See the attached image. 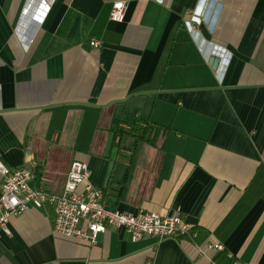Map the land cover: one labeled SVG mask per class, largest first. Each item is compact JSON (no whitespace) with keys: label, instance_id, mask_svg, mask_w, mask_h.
Instances as JSON below:
<instances>
[{"label":"crops","instance_id":"obj_1","mask_svg":"<svg viewBox=\"0 0 264 264\" xmlns=\"http://www.w3.org/2000/svg\"><path fill=\"white\" fill-rule=\"evenodd\" d=\"M36 1L0 0L2 161L35 165L53 192L87 162L108 208L180 213L205 235L112 227L90 245L31 206L10 218L0 264H264V0H123V22L116 0Z\"/></svg>","mask_w":264,"mask_h":264},{"label":"built area","instance_id":"obj_2","mask_svg":"<svg viewBox=\"0 0 264 264\" xmlns=\"http://www.w3.org/2000/svg\"><path fill=\"white\" fill-rule=\"evenodd\" d=\"M125 11L126 4L123 0L114 1L110 12L111 20L123 22ZM92 44L99 46L100 42L94 40ZM124 126L131 128L129 124ZM120 137L117 135L116 141H120ZM0 173L3 176L0 195V237L2 233H10L8 222L12 216L22 214L31 206L40 208L47 204L52 205L55 213L54 233L90 245L96 244L99 234L112 227L123 229L132 241H138L143 236H155L159 239L186 236L192 240L197 237V232L180 213L161 215L156 211L145 210L130 213L108 208L103 188L91 182V169L84 161H72L60 192L50 191L36 183L35 165L13 168L7 166L0 158ZM208 247L223 249V245L219 243H210ZM231 264L243 263L233 257Z\"/></svg>","mask_w":264,"mask_h":264},{"label":"trees","instance_id":"obj_3","mask_svg":"<svg viewBox=\"0 0 264 264\" xmlns=\"http://www.w3.org/2000/svg\"><path fill=\"white\" fill-rule=\"evenodd\" d=\"M134 130L139 131V133L142 136H144V134H146L148 132V128L141 126L140 122L138 120H135L133 123H131L130 131L133 132ZM125 132H126V130L119 127V128H117L115 136L120 135V134L123 135ZM194 231L197 232V237L195 240H197V239L199 240L205 235V232H203L201 230L200 231L194 230ZM223 256L226 259V262H227L226 264H231L233 262V257H228L227 253H225V255H223Z\"/></svg>","mask_w":264,"mask_h":264},{"label":"rangeland","instance_id":"obj_4","mask_svg":"<svg viewBox=\"0 0 264 264\" xmlns=\"http://www.w3.org/2000/svg\"><path fill=\"white\" fill-rule=\"evenodd\" d=\"M37 3V5L34 7L35 9L33 10V11H36L37 10V7H38V3H40L41 4V2L40 1H36L35 2V4ZM39 11V10H38ZM34 12H32V13H30V15H32L31 17L33 18V20H34V17H36L38 14H36L37 12H35L34 14H33ZM32 18H30L29 19V22L28 21H24V22H22V23H24V25L26 24L27 25V27H29V32H27L29 35L30 34H32L33 33V26L31 25V23H30V21L32 20ZM27 19V18H26ZM31 21V22H35L36 23V21ZM21 22L19 23V25L17 26V30H19L20 29V25H21ZM32 29V30H31ZM27 31H28V29H27Z\"/></svg>","mask_w":264,"mask_h":264},{"label":"water","instance_id":"obj_5","mask_svg":"<svg viewBox=\"0 0 264 264\" xmlns=\"http://www.w3.org/2000/svg\"><path fill=\"white\" fill-rule=\"evenodd\" d=\"M210 61L213 64L214 68H217L219 63H220V58L219 57H212L210 59Z\"/></svg>","mask_w":264,"mask_h":264}]
</instances>
